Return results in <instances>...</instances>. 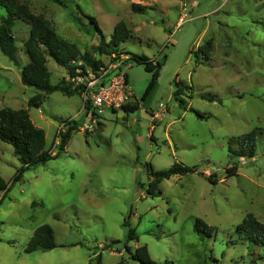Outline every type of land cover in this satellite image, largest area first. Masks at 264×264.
<instances>
[{
    "label": "rangeland",
    "instance_id": "rangeland-1",
    "mask_svg": "<svg viewBox=\"0 0 264 264\" xmlns=\"http://www.w3.org/2000/svg\"><path fill=\"white\" fill-rule=\"evenodd\" d=\"M63 1L67 8L52 0L27 3L81 52L112 57L98 52L99 35L85 17L81 28L74 22L69 11L77 5L95 16L106 41L118 20L137 37L114 51L125 61V104L136 108L97 107L87 114L80 93L59 90L28 107L38 92L20 80V66L29 61L23 44L29 26L14 21L20 66L0 51V107L26 108L44 130L45 147L57 155L11 183L21 162L0 140V175L9 187L0 192V264H140L131 252L142 245L156 264H264V246H249L235 232L247 213L264 221V0H160L163 7L144 12L131 9L134 0ZM6 15L0 6V20ZM208 38L205 61L201 48ZM119 52L154 60L166 55L145 98L150 72ZM46 65L52 83L66 77L52 58ZM175 80L191 90L175 97ZM68 123L75 129L60 150ZM254 128V153L241 155L236 137ZM174 162L196 170L164 178L159 190L149 191L147 165L159 170ZM232 164L236 173L227 176ZM195 217L210 234L194 231ZM42 224L51 226L57 246L25 252Z\"/></svg>",
    "mask_w": 264,
    "mask_h": 264
},
{
    "label": "trees",
    "instance_id": "trees-1",
    "mask_svg": "<svg viewBox=\"0 0 264 264\" xmlns=\"http://www.w3.org/2000/svg\"><path fill=\"white\" fill-rule=\"evenodd\" d=\"M52 1L67 8L63 0ZM0 6L4 7L7 11V15L0 20V51L8 56L14 65L20 66V59L17 53L18 49L12 26L17 19L29 26L27 37L23 41L29 61L20 66V80L24 85L35 87L38 92L27 100L28 107H38L48 94L56 90L67 95L80 93L79 89L68 84L65 78H60L55 83L51 82L50 71L46 65L47 57L52 58L58 65L62 66L66 70L67 75H73L75 69L78 67L83 68L84 64L90 65L92 69L96 68L102 63L100 58H94L90 53L85 51L81 52L77 44L60 37L45 14L43 12L33 11L27 3V0H0ZM77 9L76 11L70 10L69 14L79 28L83 25L82 17L88 20V23L99 35V53L111 54L116 51L121 42L133 37L137 38L125 21L118 20L114 25L113 31L110 33L109 39L106 41L95 16L84 13L78 5ZM131 9L135 12H144L146 8L144 5L133 2ZM211 48L212 39L208 38L201 48L203 60H209ZM121 53H126L127 62L131 64L141 63L144 65L145 70L150 72L151 78L142 96V98H145L157 82L159 69L166 55H164L162 60H154L145 54L119 52L118 55ZM76 61H80L81 63L76 64ZM124 77L125 81H127L126 73ZM184 88L191 90L190 85L187 86L184 82L175 80L173 95L175 97L181 95ZM202 97L205 96L203 95ZM207 98L212 99L211 97ZM178 101L180 104H183L182 99ZM122 108L133 110L136 106L124 104ZM196 114L202 117L201 114L197 112ZM74 129L75 127L68 123L67 128L60 131V150L65 149L71 131ZM236 139L239 146H241L238 149L241 155L247 153L252 155L254 153L255 128L238 135ZM0 140L12 145L15 155L21 162V165L16 169L11 179V183L18 181L23 172L29 167L44 163L57 155V153H50L49 149L45 147L44 130L33 123L26 108L14 109L8 106L0 107ZM236 168V164L227 167V176L236 173ZM195 170V166L183 165L179 162H174L171 166L159 170H154L150 165H147V171L149 175H152L148 190H159L157 184L164 178H169L173 175H183ZM208 178L211 179L210 176ZM8 188L7 182L0 175V192H6ZM193 229L200 236L210 234L212 231V228L199 217H195ZM235 232L238 234V237L246 240L249 246H264V221L257 219L251 213H247L235 226ZM133 234L134 229L130 228L128 230V237H134ZM56 246L57 244L54 240L51 226L42 224L33 230L24 251L48 250ZM131 256L138 260L140 264H156L149 258L145 245L137 246L135 251L131 252ZM90 264L95 263L90 261Z\"/></svg>",
    "mask_w": 264,
    "mask_h": 264
},
{
    "label": "built area",
    "instance_id": "built-area-1",
    "mask_svg": "<svg viewBox=\"0 0 264 264\" xmlns=\"http://www.w3.org/2000/svg\"><path fill=\"white\" fill-rule=\"evenodd\" d=\"M185 17V13L180 15L177 24L179 25ZM111 54L112 57L107 56L106 61L99 57L102 63L96 68L92 69L90 65L84 64L83 68H76L73 75L65 77L68 84L79 89L86 113L90 112V108L118 109L126 103L129 91L122 69L125 61L115 58L114 52Z\"/></svg>",
    "mask_w": 264,
    "mask_h": 264
},
{
    "label": "crops",
    "instance_id": "crops-1",
    "mask_svg": "<svg viewBox=\"0 0 264 264\" xmlns=\"http://www.w3.org/2000/svg\"><path fill=\"white\" fill-rule=\"evenodd\" d=\"M133 2H136V3H139L141 5H144L145 8H148V7H151L152 5H156V6H164V4L161 3L160 0H134ZM131 2V4L133 3ZM131 4H130V7H131ZM184 2L180 3L179 4V10L181 12V9L184 7Z\"/></svg>",
    "mask_w": 264,
    "mask_h": 264
}]
</instances>
